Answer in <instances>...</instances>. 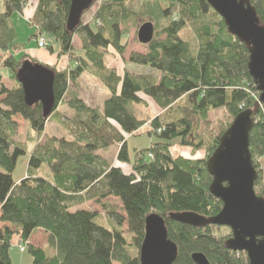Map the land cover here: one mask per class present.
<instances>
[{
	"label": "trees",
	"instance_id": "obj_1",
	"mask_svg": "<svg viewBox=\"0 0 264 264\" xmlns=\"http://www.w3.org/2000/svg\"><path fill=\"white\" fill-rule=\"evenodd\" d=\"M249 1L264 25V0ZM96 3L95 23L81 20L70 31L66 25L70 0H4L0 68L10 72L13 84L7 87L0 77V264H13L9 250L14 238L24 245L23 252L27 250L32 264H140L139 255H132V249L140 250L145 218L153 213L163 218L168 238L177 245L174 264H196L191 258L196 253L209 264H248L245 253L225 247L224 238L212 231L215 226L196 229L169 219L170 214L185 212L214 217L222 209V203L209 192L212 178L206 162L230 125L216 136L210 133V145L206 147L198 131L210 111L223 108L235 118L249 110L253 120L259 117L249 135L254 168L258 169L255 160L264 157V119L257 106L259 93L248 73L247 47L228 33L222 18L206 0H96L93 5ZM27 5L36 6L31 20V40L38 37L36 47L40 35L52 36L60 45L57 59L65 58L72 52L77 35L84 54L71 68L53 69L55 101L48 118L43 116L40 104L25 103L23 90L15 80L27 60L26 55L18 53V34L11 19L21 15ZM147 24L152 25L154 34L146 45L147 52L131 53L128 62L151 73L125 71L120 75L109 70L103 63V52L110 48L122 56L126 26L139 30ZM186 30H190L191 38L182 37ZM45 50L51 52L52 48L47 44ZM90 66L103 73L102 82L110 93L101 109L89 107L77 94L79 80ZM69 83L75 92L70 91ZM142 96L164 111L150 120L147 129L146 122L129 110L132 104L145 103ZM66 97V105L74 113L71 139L52 138L50 143L36 144L27 177L15 182L13 173L18 159L25 155V143L14 140L13 118L21 117L41 138L53 117L67 127L68 119L60 117L57 110ZM141 129L156 142L136 150L131 163L127 139ZM177 138L181 146L196 151L206 147L205 157L174 158L170 142ZM116 144L120 145L117 161L130 165L129 172L121 165L108 164L97 154ZM43 165L48 166L51 178L36 175ZM258 185L260 176L254 190L264 198V187L256 189ZM110 197L120 202L125 217L105 204L102 207L111 209L107 211L111 218L104 222L95 212L76 209ZM125 223L130 242L122 229ZM38 230L48 236L45 249L29 243Z\"/></svg>",
	"mask_w": 264,
	"mask_h": 264
},
{
	"label": "water",
	"instance_id": "obj_2",
	"mask_svg": "<svg viewBox=\"0 0 264 264\" xmlns=\"http://www.w3.org/2000/svg\"><path fill=\"white\" fill-rule=\"evenodd\" d=\"M96 0H70L67 29L72 31ZM222 18L230 35L247 47L248 73L264 105V25L249 0H206ZM138 41L147 45L153 39L150 24L138 30ZM55 73L47 67L25 61L16 72L24 101L28 106L40 104L43 116L48 118L54 107ZM252 112L239 113L219 139V144L207 159L206 170L212 178L210 194L222 203L214 217L190 212L170 214L172 221L196 229L207 226L226 227L231 237L225 247L245 253L248 264H264V198L254 190L258 172L252 164L249 135L253 128ZM178 257L177 245L168 238L163 218L150 214L145 218L144 238L140 245V264H174ZM196 264H209L202 254H193Z\"/></svg>",
	"mask_w": 264,
	"mask_h": 264
},
{
	"label": "rangeland",
	"instance_id": "obj_3",
	"mask_svg": "<svg viewBox=\"0 0 264 264\" xmlns=\"http://www.w3.org/2000/svg\"><path fill=\"white\" fill-rule=\"evenodd\" d=\"M3 3L4 0H0V13L3 11ZM34 6V5H33ZM99 6V3L94 4L91 9H89L87 12H85L81 20L84 23L94 22V15L97 11V8ZM19 14H15L12 17V24L17 25V21L19 19ZM96 25V24H95ZM20 27V23H19ZM123 29V27H121ZM127 34L123 36L121 39V45H126V49L123 52L122 56L117 55L112 49H108L107 51L103 52V63L109 70H114L118 74H123L125 71H128L135 75H141V74H150L151 71H149L146 67H141L137 65L130 64L128 62L129 55L133 52L137 53H145L147 52V46L139 43L137 39V31L138 28L132 27L130 25L126 26ZM42 38L47 39V44L50 45L52 48V51L45 50L44 47H40L39 45L37 47H33V45L25 44L27 49H22L19 47L18 53L19 55H26V60L30 62L33 65H41L44 67L49 68L53 71L59 70L61 68H71L74 65L77 64V57H83V51L81 49V41L79 37L76 35L73 37L72 42V52L65 55V58H59L57 59V56L60 53V45L58 42L55 41L54 37L49 35H40ZM182 37L184 39L191 38L190 30L183 31ZM44 38V39H45ZM38 37H36L33 41L34 45H36ZM45 39V40H46ZM48 49V48H47ZM59 51V52H58ZM102 52V51H101ZM24 54V55H23ZM74 58V59H73ZM58 60V61H57ZM1 69V68H0ZM4 73L2 76L5 79V83L8 87H11L13 84V80L10 78L11 74L9 72V78L8 72H1ZM156 75V72H152ZM102 76L103 73H99L95 67H88L84 74L81 76L79 80V88L77 90V94L80 96V98L91 108L101 109L103 106V103L105 99H107L110 96L109 91L105 87V85L102 82ZM68 88L70 91L75 92V88L72 85V83H69ZM143 100L145 101L144 104H132L129 106V110L139 119L142 121H145V129L149 127L150 120L153 117H156L158 115H161L164 111L159 109L156 104L149 98L142 96ZM69 101V98L66 97L64 99V102L60 104V107L57 109L58 114L60 117L64 118V120L68 119L67 121V127L63 126L59 123V121L53 117L48 120V122L45 125V131L44 134L41 136V138H38L35 132L32 131V129L29 127V125L19 116H16L13 118V120L16 123V132L14 135V140L16 142H24L25 143V155L20 157L17 162L16 169L13 173V180L20 181L23 178L27 177V167H28V161L30 158V154L33 151L36 144L44 145L46 143H50L52 138L55 139H66L70 140L71 135L74 133V123L72 122V119L74 118V113L68 109L66 103ZM257 106L260 108V112L262 114V118L264 119V111L263 106L259 103V99L257 100ZM257 107V109H259ZM255 121L259 120V117L255 116ZM234 118H232L228 112L225 109H217L212 110L207 115L206 120H203L199 127L198 132L203 134V138L205 139L206 147H209L210 141V133L213 134L212 136H216L219 133V130H222L226 128V126L232 123ZM69 126V128H68ZM145 129H141L139 134L136 136H131L127 139V147H128V154H129V160L132 163L134 158V152L137 150H143L150 146L151 143L156 142V139L149 138L145 134ZM171 149L170 153L174 158L183 157L187 159H203L206 155V147L196 151L190 147H184L180 145V140L174 139L170 142ZM120 145H113L106 151H99L97 154L104 160L107 161L108 164L118 166L120 167V163L117 161V153L119 150ZM256 164L258 165V169H256L259 172L258 178L260 176V186L264 187V157L258 158L255 160ZM122 169L126 172H129L131 170L130 165L123 166L121 165ZM261 173V175H260ZM38 177L42 178H51V173L47 165H43L40 169L37 170ZM256 189H260V187ZM102 204L109 205V207L115 208V213L117 215H120L122 217H125L124 213L121 210V204L120 202L115 198H106L105 200H102L100 203H97L95 200H92L90 202H86L83 205L77 206L76 209H87L89 211L95 212L99 214L104 222V220H110L111 216L107 214V211L111 210L108 208L102 207ZM1 227V225H0ZM122 229L124 231L125 236L127 237L128 242H130V236L127 231V224H123ZM212 231L215 235H218L221 238H224L226 241L227 238L229 239L231 237V231L229 228L226 227H218L215 226L212 228ZM47 235L42 232L41 230H38L30 239V244H32L35 247L39 248H47ZM21 242L14 238L13 246H11V249L9 250V256L11 258V261L13 264H32V258L30 257L29 253L23 252L21 248H25L24 245H20ZM16 245V246H15ZM132 252L134 256L136 254L139 255V251L132 249Z\"/></svg>",
	"mask_w": 264,
	"mask_h": 264
},
{
	"label": "crops",
	"instance_id": "obj_4",
	"mask_svg": "<svg viewBox=\"0 0 264 264\" xmlns=\"http://www.w3.org/2000/svg\"><path fill=\"white\" fill-rule=\"evenodd\" d=\"M35 7H36L35 5L34 6L33 5H27L24 8L23 13L19 16V19L17 21V25L16 24L14 25L16 30H17V34H18L17 43H18L19 47L24 49V50L27 49L25 44H28L29 46L33 45V47H36L33 43L34 41L31 40V37L34 34V30H33L34 25H33V22L31 20H32L34 12H35ZM19 23H20V27H19ZM3 71L6 72V74L8 72V75H6V76H8L7 78H9V71L7 69H4V68L0 69L1 82L6 84L5 79L2 76V74H4V73H1Z\"/></svg>",
	"mask_w": 264,
	"mask_h": 264
},
{
	"label": "built area",
	"instance_id": "obj_5",
	"mask_svg": "<svg viewBox=\"0 0 264 264\" xmlns=\"http://www.w3.org/2000/svg\"><path fill=\"white\" fill-rule=\"evenodd\" d=\"M38 45L40 47H47V41L44 39V38H40L39 41H38ZM22 251L25 250V248H21Z\"/></svg>",
	"mask_w": 264,
	"mask_h": 264
}]
</instances>
